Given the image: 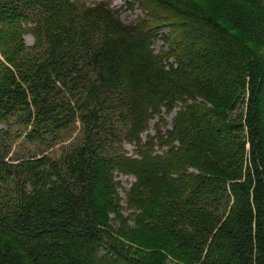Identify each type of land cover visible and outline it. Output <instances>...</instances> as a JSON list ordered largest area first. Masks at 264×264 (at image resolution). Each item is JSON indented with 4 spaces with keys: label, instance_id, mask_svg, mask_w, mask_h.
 <instances>
[{
    "label": "trees",
    "instance_id": "obj_1",
    "mask_svg": "<svg viewBox=\"0 0 264 264\" xmlns=\"http://www.w3.org/2000/svg\"><path fill=\"white\" fill-rule=\"evenodd\" d=\"M150 1L125 23L110 0H0V127L86 144L38 159L0 128V264H264V0Z\"/></svg>",
    "mask_w": 264,
    "mask_h": 264
},
{
    "label": "rangeland",
    "instance_id": "obj_2",
    "mask_svg": "<svg viewBox=\"0 0 264 264\" xmlns=\"http://www.w3.org/2000/svg\"><path fill=\"white\" fill-rule=\"evenodd\" d=\"M89 1H90V3H97V2H100L102 0H89ZM110 2L112 3V7L114 9H119L121 19L125 23L142 21L145 19V16L148 15V13L150 15V12H145L141 7H139V5H137L134 10L127 9L124 0H110ZM148 4L153 5V3L150 0H149ZM155 8H156V6L154 7V9ZM162 12L163 11L161 9H157L156 13H158L162 16L163 15ZM158 17H160V16H158ZM153 24H154V26H159L160 28H162V27H164L165 23L163 24V21L157 20ZM84 25H88V22L87 21L84 22ZM165 28H168V27H165ZM162 29L163 30H161V33L167 32V29H164V28H162ZM96 33L97 32L95 31V37L93 40H96L98 37V34H96ZM25 41H26L27 46H29V47L34 46V38L31 35L26 36ZM162 46H163V42L160 40V41H157L154 43L153 48L155 49L156 52H160L162 49ZM82 91L86 93V97L89 100L88 95H89L90 90L88 88L87 89L83 88ZM27 96L30 98L29 92L27 93ZM106 105L107 106H115L111 102H107L103 107H105ZM245 113H246V105L240 106L237 109V111H235L236 115H241V114L244 115ZM19 115L24 116L21 121H19V120L16 121L15 119H13V124H11L9 127H7L5 125H2L0 127L2 130L7 131L9 134H12V136H13L14 144H13L12 152L18 153L20 155H30L33 153V154H36L38 156L37 157L38 159L45 156L49 159H58L59 160V159L63 158L64 152L70 150L73 145H75V146L77 145V148H79V149H84L86 146L84 141H82L80 143L78 142V140L80 138V134H82V132H81L82 127H81L80 123L77 124V127L74 130L72 129L69 132H67L66 134L62 133L59 137L45 141L42 145H40L39 141L30 142L26 139V135H27V133H30V127H32L34 122L33 121L30 122V126H28L27 125L28 124V118L25 117L24 113L21 112ZM174 116H175V113H172L168 116H166V115L163 116V118L166 120V123L168 124L167 129L171 128ZM161 124H164V123L160 122L159 117L152 116L150 118V121H149L148 129L145 131V133L142 136L143 141L148 139L149 136H154L156 134L157 126L158 125L160 126ZM85 131L86 130L84 129V132ZM245 134H246L247 140H248L247 151L249 152V150H250V152H251L250 134H249V129L247 127L245 130ZM5 142L6 141L4 139L1 141V144L5 143ZM120 143H121V147L123 148V150L127 154L126 156H129V157L133 156L134 157L136 155L137 147H136L135 142L132 143V142H128L126 140L124 141V139L117 142V140H116L114 143V147L116 148L118 144L120 145ZM47 145H49V146H47ZM91 146H92V144L90 143L87 146V148H91ZM155 149L158 152H160L161 154H162V150H165L164 147L161 149L159 146H155ZM110 152L113 153L112 151H110ZM247 157L250 158V155L248 154ZM8 159H10L12 161L13 159H16V158L13 156V153H11ZM88 166H90V160L88 161ZM120 176L122 178L121 180L123 181L124 186H127L128 184L132 183L134 180L132 176H126V175H120ZM8 186L13 187L11 185V181L8 183Z\"/></svg>",
    "mask_w": 264,
    "mask_h": 264
}]
</instances>
